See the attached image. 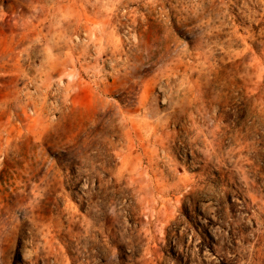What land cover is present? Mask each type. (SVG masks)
I'll use <instances>...</instances> for the list:
<instances>
[{
	"label": "rangeland",
	"instance_id": "rangeland-1",
	"mask_svg": "<svg viewBox=\"0 0 264 264\" xmlns=\"http://www.w3.org/2000/svg\"><path fill=\"white\" fill-rule=\"evenodd\" d=\"M0 264H264V0H0Z\"/></svg>",
	"mask_w": 264,
	"mask_h": 264
}]
</instances>
